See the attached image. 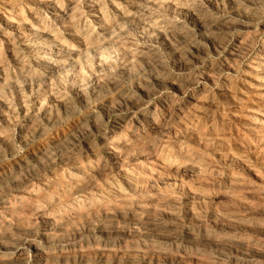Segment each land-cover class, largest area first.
<instances>
[{"label": "clouds", "instance_id": "obj_1", "mask_svg": "<svg viewBox=\"0 0 264 264\" xmlns=\"http://www.w3.org/2000/svg\"><path fill=\"white\" fill-rule=\"evenodd\" d=\"M0 264H264V0H0Z\"/></svg>", "mask_w": 264, "mask_h": 264}]
</instances>
